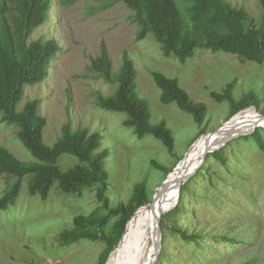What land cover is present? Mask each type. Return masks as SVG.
<instances>
[{"label":"rangeland","instance_id":"1","mask_svg":"<svg viewBox=\"0 0 264 264\" xmlns=\"http://www.w3.org/2000/svg\"><path fill=\"white\" fill-rule=\"evenodd\" d=\"M228 1L246 8L261 25L264 10L259 0ZM110 2L78 0L71 5L66 0H52L49 19L28 42L55 38L62 50L52 61L48 77L26 87L19 109L28 100L41 99L40 113L47 119L43 138L50 146L61 136L67 122H71L73 129L103 132L101 149L111 150L106 165L107 195L111 207H116L128 202L135 185L141 182L147 184L152 202L193 144L202 135L214 133L226 124L230 105L213 98V91L221 92L228 83H234L236 100L253 91L259 99L258 107H254L264 114V64L231 53L204 50L185 63L174 56L166 57L152 34L137 40L134 12L126 4L118 2L102 8ZM103 42L114 72L120 69L124 54L132 58L138 91L149 101L152 122L164 120L173 129L175 155L153 136L139 138L125 127V113L107 111L97 105L98 93L110 95L117 88V84L105 82L89 68L92 58L101 53ZM155 70L178 78L191 98L206 104L202 135L201 125L190 113L175 103L161 101V90L152 76ZM17 131L15 125L0 118V145L23 161H33L32 153L16 137ZM245 135L220 148L209 149L200 157L193 171H200L203 164L209 171H202L198 181L190 183L191 190L183 203L186 213L166 219L162 229L164 258L155 264H264V149L255 139H244ZM220 149H224L227 168L211 158ZM151 159L165 165L166 171L156 169ZM77 161L76 157L65 155L60 163L67 169ZM195 173L191 177H196ZM26 182L27 179L16 204L0 210V264H98L106 248L103 241L62 246L58 240L64 229L73 227L75 216L89 214L99 206L96 188L79 195L67 193L56 184L48 199L42 200L39 195H29ZM5 188L4 175L0 176V197ZM174 222L189 233L199 232L197 244L183 243L171 228ZM220 235H229L231 240H218Z\"/></svg>","mask_w":264,"mask_h":264},{"label":"trees","instance_id":"2","mask_svg":"<svg viewBox=\"0 0 264 264\" xmlns=\"http://www.w3.org/2000/svg\"><path fill=\"white\" fill-rule=\"evenodd\" d=\"M66 1L72 5L78 0ZM118 2L126 4L134 12L132 19L138 26L137 40L152 34L162 45L166 57L174 56L185 63L198 51L204 50L231 53L243 60L264 64V14L261 25H258L246 8L233 6L228 0H111L102 8ZM259 2L264 10V0ZM52 7V0H0V118L2 122L18 128L16 137L34 157L33 161H23L0 145V176H6L0 210H7L16 204L26 179L29 195H39L42 200L48 199L56 184L67 193L79 195L95 187L99 206L89 214L75 216L73 227L64 229L58 240L62 246L82 241H103L106 248L98 264H105L110 253L118 247L129 220L140 207L151 201L150 193L145 182L137 183L128 202L111 207L107 195L109 172L106 166L111 150L108 147L101 149L105 139L103 132H89L88 128L73 129L71 122H67L61 136L50 146L43 138L47 119L40 113L41 99L28 100L19 109L26 87L48 77L52 61L62 50L55 38H39L28 43L34 31L49 19ZM89 68L98 78L117 84L114 93L96 95L97 105L107 111L125 113V127L132 129L139 138L153 136L164 144L171 155H175L173 129L164 120L152 122L149 101L138 91L132 58L124 54L120 69L114 72L112 59L103 42L101 53L92 58ZM152 76L161 90V101L175 103L190 113L201 125L202 135L208 110L206 104L191 98L178 78L158 70L153 71ZM233 84L228 83L221 92L211 93L217 101L229 103L230 118L247 107L259 105L253 91L236 100ZM263 134L264 128L259 127L243 138L255 139L257 145L264 149ZM223 152L224 149L217 150L211 158L227 168ZM65 155L76 157L78 161L63 169L60 160ZM151 164L159 170L167 169L156 159H151ZM202 171H209V167L203 164L201 170L195 173L196 177L183 184L178 205L162 217V229L168 217L178 218L186 213L183 207L185 195L191 190L190 183L197 182ZM171 228L185 244H197L201 237L199 232L189 233L178 228L176 222ZM220 236L218 240H231L229 235ZM163 258L164 248L157 261Z\"/></svg>","mask_w":264,"mask_h":264},{"label":"bare ground","instance_id":"3","mask_svg":"<svg viewBox=\"0 0 264 264\" xmlns=\"http://www.w3.org/2000/svg\"><path fill=\"white\" fill-rule=\"evenodd\" d=\"M264 127V114L256 107H248L231 117L214 133L201 137L184 161L172 172L156 199L142 207L130 220L120 246L110 255L106 264H149L157 255L159 247L158 219L177 198L184 176L188 177L200 157L226 142Z\"/></svg>","mask_w":264,"mask_h":264},{"label":"water","instance_id":"4","mask_svg":"<svg viewBox=\"0 0 264 264\" xmlns=\"http://www.w3.org/2000/svg\"><path fill=\"white\" fill-rule=\"evenodd\" d=\"M220 129V128H219ZM257 129V128H256ZM256 129H254V130H252L251 131V133H253ZM216 132V131H215ZM213 133V132H212ZM209 134H211V133H209ZM207 135V134H206ZM206 135H202L201 137H203V136H206ZM200 137V138H201ZM199 138V139H200ZM231 140V138H228L227 140H226V142L225 143H223V144H221V145H219V146H217V148H220V147H222V146H224V145H226V143L227 142H229ZM198 141V140H197ZM196 141V142H197ZM195 142V143H196ZM195 143L193 144V146L195 145ZM193 146L190 148V150H189V152L186 154V156H185V158L188 156V154L190 153V151L192 150V148H193ZM216 148V147H215ZM185 158H184V160H185ZM183 160V161H184ZM181 164V163H180ZM179 164V165H180ZM179 165H177V167H179ZM176 169V168H175ZM172 173V172H171ZM170 173V174H171ZM195 173V170L192 172V173H190V175L188 176V177H186V175L184 176V178H183V181H182V183H181V185H180V188H179V191H178V194H177V198H176V200H175V202L173 203V205L169 208V209H167L164 213H166V212H168V211H170L171 209H173V208H175L177 205H178V203H179V201H180V196H181V189H182V186H183V184L193 175ZM170 174H169V176H170ZM169 176H168V178H169ZM167 178V179H168ZM166 179V180H167ZM166 180H165V182L163 183V185L162 186H164L165 184H166ZM157 195V194H156ZM156 199V196H155V198H154V200ZM144 207V206H143ZM142 208V207H141ZM140 208V209H141ZM140 209H138L136 212H135V214H134V216L137 214V212L140 210ZM163 212L161 213V215L159 216V219H158V231H159V247H158V251H157V255L155 256V258L153 259V261L151 262V263H149V264H155L156 262H157V260H158V258H159V255H160V253H161V251H162V239H163V230H162V227H161V220H162V216H163V214H164ZM133 216V217H134ZM132 217V218H133ZM131 218V219H132ZM130 219V220H131ZM130 220H129V222H130ZM129 222L127 223V227H126V230H127V228H128V224H129ZM126 232V231H125ZM124 235H125V233H124ZM124 235H123V237H122V239H121V241H120V243H119V245H118V247L120 246V244H121V242H122V240H123V238H124ZM117 247V248H118ZM116 248V249H117ZM116 249H114L112 252H111V254L116 250ZM110 254V255H111Z\"/></svg>","mask_w":264,"mask_h":264},{"label":"clouds","instance_id":"5","mask_svg":"<svg viewBox=\"0 0 264 264\" xmlns=\"http://www.w3.org/2000/svg\"><path fill=\"white\" fill-rule=\"evenodd\" d=\"M37 29H38V28H37ZM37 29H36V30H37ZM36 30H35V31H36ZM35 31H34V32H35ZM31 36H32V35H31ZM31 36H30V37H31ZM28 41H29V40H28ZM31 42H32V41H31ZM28 43H30V42H28ZM247 108H248V107H247ZM245 109H246V108H245ZM243 110H244V109H243ZM238 113H239V112H238ZM232 117H233V116H232ZM193 175H194V174H193ZM190 178H191V177H190ZM149 203H150V202H149ZM147 204H148V203H147ZM147 204H146V205H147ZM146 205H144V206H146ZM142 207H143V206H142ZM140 208H141V207H140ZM140 208H139V209H140ZM171 210H172V209H171ZM110 254H111V253H110ZM109 257H110V256H109ZM108 259H109V258H108ZM107 261H108V260H107ZM106 263H107V262H106ZM106 263H105V264H106Z\"/></svg>","mask_w":264,"mask_h":264}]
</instances>
